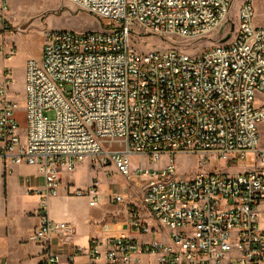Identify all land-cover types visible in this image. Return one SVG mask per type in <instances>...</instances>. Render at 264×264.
<instances>
[{
	"label": "built area",
	"instance_id": "2783aa9c",
	"mask_svg": "<svg viewBox=\"0 0 264 264\" xmlns=\"http://www.w3.org/2000/svg\"><path fill=\"white\" fill-rule=\"evenodd\" d=\"M234 1L61 0L106 29L45 34L41 56L26 63L24 135L9 95L12 73L3 68L0 163L5 175L12 166H36L44 184L36 210L41 221L28 237L39 249L37 264H74L80 257L88 264H145V258H153L146 264H264V103L258 101L264 96V28L254 24L252 1L244 0L236 30ZM9 12L0 0L4 61L17 52L4 37L12 32ZM136 27L189 42L216 35L218 42L195 55L177 48L145 53L131 46ZM133 155L148 164L164 157L171 162L151 168L142 161L132 170ZM176 156L198 157V171L180 175ZM84 160L137 178L156 227L131 204L130 236L75 245L74 226L53 221L47 200L57 195L62 173ZM221 161L229 170L255 169L228 173ZM98 186L93 182L76 196L96 207ZM109 201L123 204L125 197L112 193ZM133 233L155 239L139 242Z\"/></svg>",
	"mask_w": 264,
	"mask_h": 264
},
{
	"label": "rangeland",
	"instance_id": "374dc122",
	"mask_svg": "<svg viewBox=\"0 0 264 264\" xmlns=\"http://www.w3.org/2000/svg\"><path fill=\"white\" fill-rule=\"evenodd\" d=\"M6 1L10 11L8 18L12 25V32L5 34L4 37L8 42L9 39L14 38L12 42L15 44L17 52L15 56L7 61L0 57V75L4 67L11 70L12 81L9 95L16 103L15 117L19 124L20 133L24 135L27 129L24 98L26 63L30 59H38L41 56L45 34L53 29L87 33L102 31L106 28L96 17L71 3L61 2V0ZM243 1H234L230 16L235 23L236 30L239 27V7ZM251 1L255 9L254 24L257 27L264 28V0ZM217 39L218 37L214 35L210 38V41L189 42L178 36L149 34L136 27L131 34V46L145 53L177 48L187 50V53L195 55L201 53L204 48L217 44ZM258 101L259 104L264 103V96H259ZM49 117L53 118V115L50 114ZM259 133L260 147L264 148V123L260 126ZM103 147L104 149L107 148L108 143H104ZM142 161L151 168L167 166L171 162L169 158L164 157L158 162L148 164L149 162L146 159L133 155L131 157V169L138 168ZM174 163L180 175H193L199 168L198 157L195 156H176ZM76 165L77 172L75 174H63L57 195L51 196V199L48 198L47 200V207L53 221L57 218L64 217L65 219L71 216L82 223V234H85L89 232V225L96 229L101 220L120 224L127 222L129 209L132 208L131 204L138 206L139 214L143 210L141 206L143 186L137 184V178H126L118 173L112 165L99 164L98 162L90 163L89 160H84ZM220 167L228 173L255 169L252 165L247 164L241 168L235 167L233 170H229L228 166H224L223 161L220 162ZM209 168L210 166L207 165L202 168V171H208ZM11 170L10 174L2 175L0 169V252L7 258L6 264H37L39 250L28 242V237L34 227L41 221L40 217L36 216L35 210L41 202L38 191L44 188L43 180L39 178L36 166L22 164L12 166ZM26 177L29 179L31 177L32 185L35 187L34 192L29 191L26 184H22V179ZM93 182L99 183L98 191L101 195V201L96 207L89 205L87 196H76L75 193L77 190H87ZM111 193L123 195L125 197L124 203H111L109 201ZM63 197L67 199L62 200ZM141 214L145 220L149 221L150 227L156 226V223L149 218L147 212ZM122 227H119L120 232ZM138 236L140 238H136V240L139 242L155 239L152 236ZM80 258L79 264H87L86 257ZM149 260L153 262V258H145V264Z\"/></svg>",
	"mask_w": 264,
	"mask_h": 264
},
{
	"label": "crops",
	"instance_id": "0c3cea01",
	"mask_svg": "<svg viewBox=\"0 0 264 264\" xmlns=\"http://www.w3.org/2000/svg\"><path fill=\"white\" fill-rule=\"evenodd\" d=\"M11 38V37H9ZM12 41H14V38H11L9 39V42L10 44H14ZM15 45V44H14ZM0 169H1V172H2V175H5L4 174V170H3V167L0 163ZM75 172H77L76 168L74 171L72 172H64L62 173L61 177L63 176V174H75ZM7 178V176H6ZM27 178V177H26ZM23 178L22 179V184L23 185H27V189L29 191H33L35 187H33L32 185V180H31V177L30 179L29 178ZM37 178V177H36ZM40 178V177H39ZM42 179V178H41ZM62 181V179H61ZM137 184L140 185V183L137 182ZM70 185V184H69ZM71 194V193H69ZM112 194V193H111ZM51 199V198H49ZM63 199H67L65 197L62 198ZM137 206V205H136ZM142 206V205H141ZM39 207V206H38ZM138 207V206H137ZM143 207V206H142ZM38 209V208H37ZM36 209V210H37ZM35 210V211H36ZM48 212H49V208H48ZM142 212H146L144 207H143V210L140 212V216H141V220L148 224L149 225V221L145 220L144 217L142 216ZM127 214H128V210H127ZM50 216V214H49ZM129 216V214H128ZM51 218V217H50ZM150 218V216H149ZM151 219V218H150ZM55 222H59V223H68V224H71L72 226H74L75 228V235L73 237V243L77 246H80L82 248H87L88 247V244H89V240L91 238H109V237H128L130 236V233H129V225H130V221L128 219L127 222L123 223V224H120V223H117V222H114V223H108V221H105L103 222L102 220L99 221L98 223V226L96 229L92 228L91 225H89V232L85 233V234H82V223H80L79 221L75 220L74 218H72L71 216L67 217L64 219V217L62 218H57L55 220ZM103 223L101 226L100 224ZM36 224V223H35ZM123 226V227H122ZM119 227H122V230L120 232V229ZM152 227H156V226H152ZM35 228V227H34ZM109 229H111L112 231H110ZM131 237L133 238H140L137 234H132ZM38 249V248H37ZM39 250V249H38ZM39 253V252H38ZM2 254V253H1ZM4 256V255H3ZM6 257H4V263L6 264ZM81 261V258H77L75 260V263L74 264H79V262ZM87 264H88V260H87Z\"/></svg>",
	"mask_w": 264,
	"mask_h": 264
},
{
	"label": "bare ground",
	"instance_id": "6f19581e",
	"mask_svg": "<svg viewBox=\"0 0 264 264\" xmlns=\"http://www.w3.org/2000/svg\"><path fill=\"white\" fill-rule=\"evenodd\" d=\"M100 199H101V195H100Z\"/></svg>",
	"mask_w": 264,
	"mask_h": 264
}]
</instances>
